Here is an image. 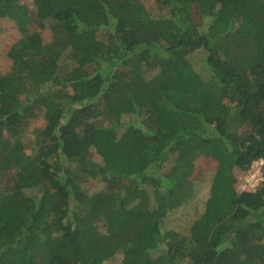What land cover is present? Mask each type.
Segmentation results:
<instances>
[{"label": "trees", "instance_id": "obj_1", "mask_svg": "<svg viewBox=\"0 0 264 264\" xmlns=\"http://www.w3.org/2000/svg\"><path fill=\"white\" fill-rule=\"evenodd\" d=\"M154 2L0 0V264H264V0Z\"/></svg>", "mask_w": 264, "mask_h": 264}, {"label": "rangeland", "instance_id": "obj_2", "mask_svg": "<svg viewBox=\"0 0 264 264\" xmlns=\"http://www.w3.org/2000/svg\"><path fill=\"white\" fill-rule=\"evenodd\" d=\"M23 3L31 5L33 0H22ZM144 3L147 9L152 13L156 14L155 2L154 0H144ZM196 12V10H194ZM208 23V20L204 22V26ZM2 30L0 32V74L6 73L11 66V61L7 57V51L10 46L19 38V33L14 24L10 22H3ZM45 38L48 37L47 32H41ZM215 167V163L212 162L209 158L205 157L204 159L196 163L195 169L192 172L191 179L197 180L203 178L209 169ZM19 183L18 177L11 178L9 186L11 188L16 187Z\"/></svg>", "mask_w": 264, "mask_h": 264}, {"label": "built area", "instance_id": "obj_3", "mask_svg": "<svg viewBox=\"0 0 264 264\" xmlns=\"http://www.w3.org/2000/svg\"><path fill=\"white\" fill-rule=\"evenodd\" d=\"M263 165V160L255 161L247 173L238 177L237 190L239 192L256 191L260 182L263 180Z\"/></svg>", "mask_w": 264, "mask_h": 264}]
</instances>
